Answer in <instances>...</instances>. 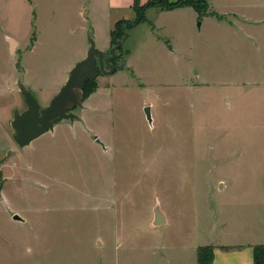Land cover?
I'll list each match as a JSON object with an SVG mask.
<instances>
[{
	"label": "rangeland",
	"instance_id": "374dc122",
	"mask_svg": "<svg viewBox=\"0 0 264 264\" xmlns=\"http://www.w3.org/2000/svg\"><path fill=\"white\" fill-rule=\"evenodd\" d=\"M263 3L209 0L252 22L264 18ZM144 5L116 7L108 17L101 8L86 14L85 3L69 18L59 13L64 7H46L35 19L30 2L29 21L0 23L25 43L14 64L41 107L85 57L89 37L108 56L117 30L123 46L115 64H125L87 86L74 109L79 118L25 147L0 126V264H196V246L242 240V225L261 221L262 168L250 162L264 132L260 87L217 86L204 97L189 88L199 73L263 82L264 29L245 46L223 24L199 25L209 7L197 17L192 8ZM201 46L210 59L199 58ZM157 204L167 218L160 226Z\"/></svg>",
	"mask_w": 264,
	"mask_h": 264
},
{
	"label": "crops",
	"instance_id": "0c3cea01",
	"mask_svg": "<svg viewBox=\"0 0 264 264\" xmlns=\"http://www.w3.org/2000/svg\"><path fill=\"white\" fill-rule=\"evenodd\" d=\"M52 1H55V3H52ZM148 1L150 0H138L140 5H143ZM169 1L176 2L178 0ZM30 2L33 3L35 9L33 11V16L35 17V19H37L44 16V13L46 12V7H51L53 11L55 10V12H57V7H64L65 11H59V13L65 14V17L67 16V18H69L71 14L78 15L82 13L83 11L80 9V4L84 5L85 3H88V9L86 10V14L90 15L92 13L93 16V13H97V9L101 8L102 15L105 14L109 17V12L116 7L125 6L126 4L134 7L135 0H0V23L13 22L15 19L17 21H20L23 20L24 17H26L29 21V13L26 10L27 7L30 5ZM185 8L194 9L191 6H185L175 8L173 10ZM209 8L210 10L201 19V27L204 26L205 23H212L215 26L223 24L229 30L233 29L236 35L238 34L242 36V38L245 40V46L247 44H251L252 46L257 44V35L260 37V34L255 31L264 29V18L262 20L257 19L252 22L251 19L247 16L241 15V17H239L238 14L233 11H228L224 13L219 12L217 9L211 8L210 4ZM231 13H234L233 19H225L223 17L226 14ZM197 17H199L198 12ZM259 23H262V26L259 25ZM110 31L111 29H109V32ZM226 34L229 35L230 33ZM261 35L264 38V30ZM0 36L2 41H0V126L3 128L5 127V132H9V134L13 138L14 130L11 126V122L14 117L13 111L15 108L21 110L23 106H26L27 108L24 95L18 87V80L20 77L23 78V83L30 89L29 85L25 83L24 74H22L19 68L14 64V56H17L18 54L23 52L25 43L17 35H14L12 31H8L6 27L0 29ZM84 49L85 46H83V50ZM246 49L245 51H247ZM210 52V49L204 50V48H202L201 46L199 58L202 60V57L204 56V59H210ZM243 54L247 55L248 53L245 52ZM208 74L209 73H199L197 78V84H193L191 85V88H189V91L193 88H196V91H191L192 93L190 94L193 95L195 93V95L197 94V96L203 95L204 97L206 94L208 95L211 90L216 88L217 86H226L231 84L234 86L240 85L243 88H246L250 85L252 87H260L259 92L262 93L264 97V81L258 82L254 80L243 79L240 82H219L211 79ZM201 114L202 113H200V115ZM204 115L207 117L209 114L204 113ZM242 115H244V113H241V116ZM261 136L262 138L260 144H256V142H254V144L251 145V148L253 147V153L251 155L250 162H252L255 167L259 166L262 168V175L260 176V179L262 180L260 184H262V186H260V190L262 191V195L264 197V132H262ZM218 182L220 184V189H223L226 182ZM247 221H251L250 218H248ZM242 229H244V231L246 232V236L242 240L235 239L234 241H215L209 243L215 247L213 264H254V246L264 244V215H262L261 221H258L255 224L254 229H252L248 222L242 225ZM248 230H250L251 232H248ZM252 230L254 231V233L252 232ZM221 246H231L234 248L227 250L223 249ZM198 247L199 246L195 247L196 251ZM196 264H198L197 261Z\"/></svg>",
	"mask_w": 264,
	"mask_h": 264
},
{
	"label": "water",
	"instance_id": "95a60500",
	"mask_svg": "<svg viewBox=\"0 0 264 264\" xmlns=\"http://www.w3.org/2000/svg\"><path fill=\"white\" fill-rule=\"evenodd\" d=\"M113 41L111 54L106 57L105 52L97 47L95 39L89 37V48L86 56L75 63L65 84L46 107H41L33 93L23 83V78H19L18 87L24 95L27 108L23 111L16 109L11 122L14 130L13 138L18 146L29 145L45 132L53 130L55 125L63 120L79 118L74 109L83 105L86 82L88 80L94 81L100 73L113 74L116 70L125 67V64L116 65L113 63V60L119 56L118 50L123 46L122 40L118 38L117 30L114 32ZM144 112L147 120L152 124L151 106H146ZM97 142L105 148L104 143L99 138H97ZM14 219L22 220L23 218L15 214ZM166 222L165 213L157 204L154 207L153 224L160 226Z\"/></svg>",
	"mask_w": 264,
	"mask_h": 264
},
{
	"label": "trees",
	"instance_id": "16d2710c",
	"mask_svg": "<svg viewBox=\"0 0 264 264\" xmlns=\"http://www.w3.org/2000/svg\"><path fill=\"white\" fill-rule=\"evenodd\" d=\"M160 6L163 9L172 10L175 8L191 6L200 15L206 13V9L209 7L208 0H178L176 2H170L169 0H150L144 5L149 6ZM140 6L138 0L134 2V8ZM143 7V8H144ZM142 8V9H143ZM96 80V79H95ZM94 81H87L84 86V93L88 85L93 84ZM86 95V94H85ZM223 249H232L231 246H221ZM214 249L215 247L211 244L202 245L197 248V262L198 264H213L214 260ZM254 264H264V244L254 246Z\"/></svg>",
	"mask_w": 264,
	"mask_h": 264
},
{
	"label": "flooded vegetation",
	"instance_id": "af4514ba",
	"mask_svg": "<svg viewBox=\"0 0 264 264\" xmlns=\"http://www.w3.org/2000/svg\"><path fill=\"white\" fill-rule=\"evenodd\" d=\"M109 56V55H108ZM107 57V56H106ZM116 60V59H115ZM115 60H113V63L115 64Z\"/></svg>",
	"mask_w": 264,
	"mask_h": 264
}]
</instances>
